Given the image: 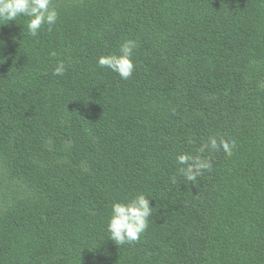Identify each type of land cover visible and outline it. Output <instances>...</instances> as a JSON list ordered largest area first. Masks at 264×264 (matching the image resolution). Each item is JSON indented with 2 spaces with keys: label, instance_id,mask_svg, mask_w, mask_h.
<instances>
[{
  "label": "trees",
  "instance_id": "obj_1",
  "mask_svg": "<svg viewBox=\"0 0 264 264\" xmlns=\"http://www.w3.org/2000/svg\"><path fill=\"white\" fill-rule=\"evenodd\" d=\"M53 6L37 37L0 21V264H264V0ZM126 40L122 80L97 60ZM179 155L211 168L187 182ZM138 194L148 228L119 247L111 205Z\"/></svg>",
  "mask_w": 264,
  "mask_h": 264
},
{
  "label": "clouds",
  "instance_id": "obj_2",
  "mask_svg": "<svg viewBox=\"0 0 264 264\" xmlns=\"http://www.w3.org/2000/svg\"><path fill=\"white\" fill-rule=\"evenodd\" d=\"M21 17L26 18L22 32L26 30L29 36L37 37L45 26L48 31L52 30L59 20L60 13L53 6V0H0V21H7L9 24ZM4 46L5 42L0 40V48ZM136 47V41L126 40L119 45L116 54L100 56L97 65L110 69L122 80H128L135 71L132 57ZM66 71L64 62H59L53 69L52 75L63 76ZM209 146L217 151L222 148L225 154L230 155L235 142L230 143L220 139L218 143L215 137H211L203 148ZM177 163L180 165V174L187 182H195L203 170L211 168V163L199 156L179 155ZM150 201L144 194H138L126 203L114 202L107 222L110 240L119 247L138 242L147 230L149 218L153 214Z\"/></svg>",
  "mask_w": 264,
  "mask_h": 264
}]
</instances>
